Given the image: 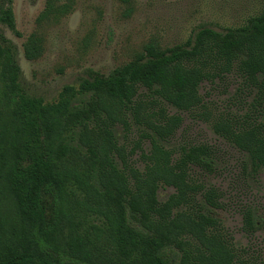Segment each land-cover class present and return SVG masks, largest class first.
Masks as SVG:
<instances>
[{"label":"trees","instance_id":"16d2710c","mask_svg":"<svg viewBox=\"0 0 264 264\" xmlns=\"http://www.w3.org/2000/svg\"><path fill=\"white\" fill-rule=\"evenodd\" d=\"M10 1L0 0V21L15 28ZM14 49L0 32V264H253L223 233L225 194L195 175L217 170L215 146L165 142L183 122L171 105L243 152L251 176L264 171V10L171 47L149 43L54 103L26 92ZM232 82L224 104L211 97ZM130 115L150 144L135 145L141 168L114 135ZM161 186L174 189L165 200ZM243 217L245 234L264 230L257 210Z\"/></svg>","mask_w":264,"mask_h":264},{"label":"rangeland","instance_id":"374dc122","mask_svg":"<svg viewBox=\"0 0 264 264\" xmlns=\"http://www.w3.org/2000/svg\"><path fill=\"white\" fill-rule=\"evenodd\" d=\"M9 5L15 28L0 21V32L15 48L26 92L45 103L57 102L66 86L78 89L90 70L109 74L135 59L149 43L171 47L185 42L202 25L240 26L264 10V0H11ZM27 47L33 50V58L26 55ZM236 86L221 83L211 90L205 83L201 93L211 90V97L224 104ZM168 110L183 122L165 145L178 150L188 143L215 146L217 170L209 175L196 168L195 175L225 194L220 210L223 233L237 254L253 264H264V230L252 236L243 231L247 207L264 216V171L251 176L244 169L245 154L217 135L208 122L171 105ZM129 119V129L118 122L114 135L141 168L140 148L135 145L140 140L148 149L150 144L140 139V125L131 115ZM173 192L172 187L161 186L158 196L165 200Z\"/></svg>","mask_w":264,"mask_h":264}]
</instances>
